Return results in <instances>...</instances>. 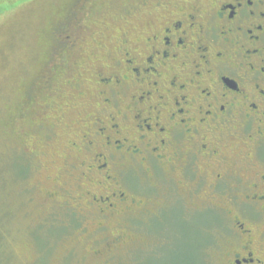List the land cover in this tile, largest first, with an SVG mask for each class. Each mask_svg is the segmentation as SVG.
Masks as SVG:
<instances>
[{
    "label": "flooded vegetation",
    "instance_id": "obj_1",
    "mask_svg": "<svg viewBox=\"0 0 264 264\" xmlns=\"http://www.w3.org/2000/svg\"><path fill=\"white\" fill-rule=\"evenodd\" d=\"M122 2L118 22L110 1L88 22L96 0H74L50 32L51 95L29 99L17 130L48 201L35 224L99 218L85 238L110 226L108 251L156 255L173 207L212 211L199 228L217 246L198 264H264V0Z\"/></svg>",
    "mask_w": 264,
    "mask_h": 264
},
{
    "label": "rangeland",
    "instance_id": "obj_2",
    "mask_svg": "<svg viewBox=\"0 0 264 264\" xmlns=\"http://www.w3.org/2000/svg\"><path fill=\"white\" fill-rule=\"evenodd\" d=\"M72 1L74 0H0V264H198L202 259L201 251L202 256H205L203 250H206L204 247L207 242L210 246L207 249L217 246L214 235L209 241V237L202 234L199 227L201 223L210 224L217 214L205 211L184 219L178 207H173L164 218L174 224L175 236L173 238L166 230L163 234L164 247L156 255L147 252L153 247L150 242L145 246L137 243L135 246L127 245L108 251L104 240L99 237L102 239L103 236L113 235V229L108 226L103 232L95 230L94 235L87 234L88 237L85 238L83 235L86 232H81L84 223L92 230L99 218H94L91 222L79 214L77 223H73L71 227L43 226L46 235L43 238L38 235L35 237L43 243L44 254L36 252L39 244L36 245L31 237L42 228L35 222L41 220L37 219L41 216V202L48 204V201H44L43 196L40 197L43 195L42 191L36 190L34 182L39 183L43 175L39 174L41 178L38 179L36 175L26 179L19 178L16 172L7 168V148L13 144L15 146L16 141L12 144L16 139L14 134L20 144L28 148L27 141H24L17 130L27 126L25 111L29 99L38 101L37 97L46 94L45 88L40 87V84L48 80V67L53 65L51 61H59L57 54H52L50 49V32L66 16V8ZM106 1L113 4L109 11L110 18L113 22L119 21L117 15L120 14L122 0H96L95 6L88 9L94 12L92 16H88V22H94L93 18L101 19L97 12L103 10V3ZM66 91L64 88L62 96L57 100L60 107L66 101ZM50 95L47 93V98ZM55 115L48 112L46 117L48 121H52ZM8 128H12L14 132L8 133ZM48 169L50 170L44 172V175L53 176L55 170L51 166ZM129 183L133 187L136 184L131 180ZM150 227L159 231L162 228L161 221L154 222ZM141 228L144 226L140 225L138 231ZM117 230L131 237L124 224L117 227Z\"/></svg>",
    "mask_w": 264,
    "mask_h": 264
},
{
    "label": "trees",
    "instance_id": "obj_3",
    "mask_svg": "<svg viewBox=\"0 0 264 264\" xmlns=\"http://www.w3.org/2000/svg\"><path fill=\"white\" fill-rule=\"evenodd\" d=\"M50 38L52 40L51 33H50ZM7 132L13 133L14 131L12 130V128H8ZM13 136L16 139H14L12 144L15 141H16V143H15V146L13 144V145L8 146V148H7V150H8V152H7V158H8L7 159L8 160L7 168L9 170L16 172V174L19 176V178H23V179L25 178L26 179L29 177L30 172L35 169V165H33V162L26 155L24 149L21 148L22 145L20 144L18 137L15 134ZM17 140H18V143H17ZM9 147H10V149H9ZM17 175H15V176H17ZM38 226L42 227L41 230L39 232H34V234H33L34 236H32L31 238L35 241L36 245L39 244V245H37L38 250L44 251L43 243L41 242V240L39 238H37L35 236L38 235V236H40V238H43V236L46 235V229L43 228V225H38ZM42 254H44V253H42ZM40 256H43V255H40Z\"/></svg>",
    "mask_w": 264,
    "mask_h": 264
}]
</instances>
